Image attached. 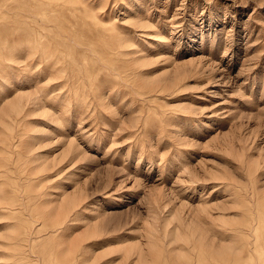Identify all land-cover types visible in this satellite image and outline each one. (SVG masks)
I'll return each instance as SVG.
<instances>
[{
	"label": "rangeland",
	"instance_id": "374dc122",
	"mask_svg": "<svg viewBox=\"0 0 264 264\" xmlns=\"http://www.w3.org/2000/svg\"><path fill=\"white\" fill-rule=\"evenodd\" d=\"M0 264H264V0H0Z\"/></svg>",
	"mask_w": 264,
	"mask_h": 264
}]
</instances>
